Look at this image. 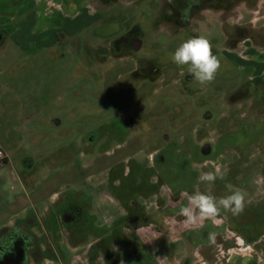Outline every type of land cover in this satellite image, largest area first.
Masks as SVG:
<instances>
[{"label":"rangeland","instance_id":"obj_1","mask_svg":"<svg viewBox=\"0 0 264 264\" xmlns=\"http://www.w3.org/2000/svg\"><path fill=\"white\" fill-rule=\"evenodd\" d=\"M96 1L98 27L0 49V234L36 238L25 264H264V0L184 20L177 0ZM7 16L41 21L23 0ZM199 36L221 64L207 85L172 60ZM236 190L238 214L179 215Z\"/></svg>","mask_w":264,"mask_h":264},{"label":"crops","instance_id":"obj_2","mask_svg":"<svg viewBox=\"0 0 264 264\" xmlns=\"http://www.w3.org/2000/svg\"><path fill=\"white\" fill-rule=\"evenodd\" d=\"M26 1L30 2V7L35 11L37 17L41 18L42 23L41 21L32 23L28 18H25L13 25L16 18L7 16L5 21H0V32L4 33L0 49L6 46L8 39L15 38V43L28 50L34 48L35 44L42 50H50L57 41V33H66L73 38L84 29L98 27L102 20L100 13L104 12L98 7L96 0H23V3ZM13 5L15 8L22 9L20 3H13ZM52 21H57L53 27H51ZM39 25L46 26L45 32L36 33V29L39 30ZM49 32H57L52 41L46 40L51 36Z\"/></svg>","mask_w":264,"mask_h":264},{"label":"clouds","instance_id":"obj_3","mask_svg":"<svg viewBox=\"0 0 264 264\" xmlns=\"http://www.w3.org/2000/svg\"><path fill=\"white\" fill-rule=\"evenodd\" d=\"M172 60L179 66H188L194 80L201 85H207L214 81L221 67L220 60L213 54L212 45L204 36L191 38L176 48ZM220 168L216 173H202L200 180L207 182L209 186L217 179ZM229 187H231L229 185ZM244 193L240 190L231 195L217 199L210 192H196L188 197V206L182 207L179 215L185 217L184 223L195 226L207 219H215L220 209L231 210L234 214L243 211ZM209 239H214V234H209Z\"/></svg>","mask_w":264,"mask_h":264},{"label":"flooded vegetation","instance_id":"obj_4","mask_svg":"<svg viewBox=\"0 0 264 264\" xmlns=\"http://www.w3.org/2000/svg\"><path fill=\"white\" fill-rule=\"evenodd\" d=\"M181 4L182 20L193 13H213L211 10H205L214 0H177ZM216 15V14H215ZM220 22V21H219ZM182 25H187L182 24ZM224 27V25L222 26ZM4 38V33L0 32V43ZM70 220L67 218V221ZM25 228V227H24ZM18 231V230H17ZM8 231L4 236L0 234V264H25L26 254L29 250H33L34 238L29 233H25L23 228L19 231Z\"/></svg>","mask_w":264,"mask_h":264},{"label":"built area","instance_id":"obj_5","mask_svg":"<svg viewBox=\"0 0 264 264\" xmlns=\"http://www.w3.org/2000/svg\"><path fill=\"white\" fill-rule=\"evenodd\" d=\"M6 160H7V157L5 153L2 150H0V161L5 162Z\"/></svg>","mask_w":264,"mask_h":264},{"label":"trees","instance_id":"obj_6","mask_svg":"<svg viewBox=\"0 0 264 264\" xmlns=\"http://www.w3.org/2000/svg\"><path fill=\"white\" fill-rule=\"evenodd\" d=\"M6 162V161H5Z\"/></svg>","mask_w":264,"mask_h":264}]
</instances>
